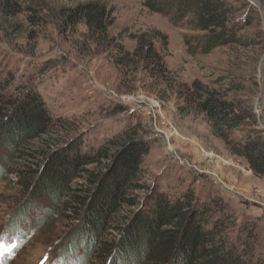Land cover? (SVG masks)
<instances>
[{"label":"rangeland","instance_id":"rangeland-1","mask_svg":"<svg viewBox=\"0 0 264 264\" xmlns=\"http://www.w3.org/2000/svg\"><path fill=\"white\" fill-rule=\"evenodd\" d=\"M8 1L15 6L7 11L3 5ZM146 2L0 0V93L14 104L13 114L27 96H36L52 125L69 129L86 151L127 130L151 144L142 165L146 189L133 195L137 206L118 215L117 229L154 194L195 191L229 203L235 223L255 227L257 249L264 253V179L229 151L203 115L179 113L177 94L180 86L201 81L253 115L264 138V0L238 2L233 21L245 26L240 35L249 46L209 55H190L186 41L202 34L151 12ZM87 3L104 5L112 14L108 40L84 23L65 20L63 11ZM158 33L164 38L155 40V48L173 73L170 84H157L121 61L124 53L135 50V37L152 39ZM5 154L0 148V171ZM17 181L16 175L0 172V264H107L85 259L83 248L69 250L66 241L83 220L53 208L47 199L31 204L17 233H11V217L29 199ZM117 229L112 230L116 238ZM13 247L10 253L4 250Z\"/></svg>","mask_w":264,"mask_h":264},{"label":"trees","instance_id":"trees-1","mask_svg":"<svg viewBox=\"0 0 264 264\" xmlns=\"http://www.w3.org/2000/svg\"><path fill=\"white\" fill-rule=\"evenodd\" d=\"M238 2L147 0L145 4L151 12L169 16L176 26L186 25L201 33L186 41L187 50L190 55H209L221 48L249 46L248 38L240 35L245 26L233 21ZM3 6L8 11L15 4L8 1ZM63 15L70 24L84 23L89 31L108 40L112 14L106 6L87 3ZM160 37L164 38L160 33L152 39L135 37V50L124 53L121 61L143 70L157 84H170L173 73L155 48ZM177 94L179 113L203 115L229 151L245 159L252 173L264 179V138L253 115L201 81L180 86ZM13 106L0 93V148L6 151L0 172L16 175L18 187L29 198L11 217V233H17L31 204L47 199L53 208L83 220L66 245L73 251L83 248L85 259L97 258L107 264H264L255 227L235 223L234 211L218 195L203 197L195 191L154 194L141 201L142 209L129 213L117 229L118 215L137 206L133 195L146 189L141 182L142 165L151 144L127 130L86 151L82 140L69 135V129L52 125L36 96L22 100L14 114ZM115 229L121 231L117 238L112 236Z\"/></svg>","mask_w":264,"mask_h":264},{"label":"snow or ice","instance_id":"snow-or-ice-1","mask_svg":"<svg viewBox=\"0 0 264 264\" xmlns=\"http://www.w3.org/2000/svg\"><path fill=\"white\" fill-rule=\"evenodd\" d=\"M5 251H8L9 253L11 252V251H13L14 250V247L13 248H8V249H4Z\"/></svg>","mask_w":264,"mask_h":264}]
</instances>
